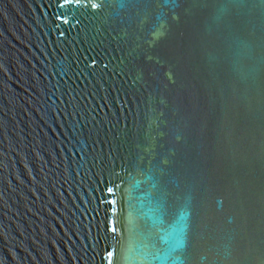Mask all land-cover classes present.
Listing matches in <instances>:
<instances>
[{
	"label": "water",
	"instance_id": "1",
	"mask_svg": "<svg viewBox=\"0 0 264 264\" xmlns=\"http://www.w3.org/2000/svg\"><path fill=\"white\" fill-rule=\"evenodd\" d=\"M0 264H264V0H0Z\"/></svg>",
	"mask_w": 264,
	"mask_h": 264
}]
</instances>
